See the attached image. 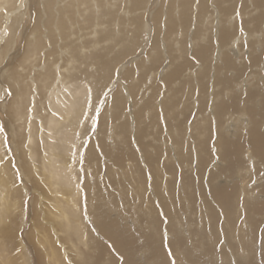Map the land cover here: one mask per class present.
<instances>
[{
  "label": "rangeland",
  "instance_id": "obj_1",
  "mask_svg": "<svg viewBox=\"0 0 264 264\" xmlns=\"http://www.w3.org/2000/svg\"><path fill=\"white\" fill-rule=\"evenodd\" d=\"M230 1L232 4L230 5L229 3L228 6L231 8L227 6V13L223 11V13L229 14L222 18L221 25L226 24L227 27L230 26L234 35L236 34L233 39L235 41L232 40L231 50H228V47L223 51L224 58H222L223 53L218 52L220 45L218 42L220 37L218 31L220 28L219 30L216 29V22L213 25L212 23L209 24L210 31L207 34V39L208 41L211 40L210 42L213 44V52L216 51L215 56L221 59H217L214 56L208 63L210 67L209 79L207 81L210 83V86L205 92H199L200 88H196L198 81H195L192 84L193 88L189 91L190 93H182L184 95L188 94L186 96V103L181 102L180 105L178 101L182 94L181 92L177 94L178 100L174 103V105L177 104V108H174L176 110H173V113H170L167 108L162 106L163 103L165 104V100L171 98L169 96L170 85H168L167 81L165 82L164 78V70L170 69L173 65L170 50L174 48L177 50L181 46H183L184 51L186 49L187 57L185 58L191 61L188 72L192 73V70H194L198 73L200 64L202 65V62L192 59V50L195 46L193 34L195 23L198 20L196 18L198 0H193L191 24L188 28L185 27V30L180 31L181 29H178L176 31V42L170 47L169 43L172 41L165 40V19L162 21V27L160 26L159 28L162 31L161 37L163 39L161 38L162 40H160L159 51L163 60L156 66L151 67V59L148 55L151 47L149 48V44L145 45L144 42L148 40L147 36H145V41L141 45L146 46L148 49L146 48V51L142 53L140 50L142 47L140 46L139 51H137L141 56H139V60L136 58L133 62L129 61L130 58H133L130 56L136 54L134 53L129 55L128 60L120 62L122 67H125L123 74L121 73L122 75L118 76L119 72L116 71L112 78H109L107 83L110 81L111 87H109L110 85H106L105 92L99 93L98 99H93V105H91L88 112L89 117H87L88 113L83 115L78 133L70 143L71 149L73 150L75 147L74 150L78 151V153H75V151L71 150L73 157L76 154L75 157L77 159L75 157V159L73 157L70 158L71 155L68 157L71 160L67 159V161L71 163L70 165L68 163V166L71 167L72 175H74L73 171H76L75 175L77 177H74L73 186L77 188V194L73 196V199L78 204L75 212L79 214L80 224L83 227L81 234H83L82 238L84 239L81 238V234L78 236L74 232L73 234L71 232L70 236H68L64 230L62 224L66 222L61 219L62 216H59L60 212H57L58 208L55 204L57 200L60 201V204H63L62 201L64 199L67 198L69 200L72 196L64 190L63 193L65 195L62 199V196H56L61 192L56 193L54 190L55 186L52 189L50 188L52 185L45 184L47 182L46 175H44L45 170L42 168L43 162L40 159V161L37 160V157H33L31 152L29 153L32 142L29 143L25 139V135L17 128L18 122H15L11 115L12 112L9 106L13 97L9 93L11 92L9 91L10 88H8L7 94L4 97L3 109L1 108L3 110L1 111L3 113L2 118L4 117L1 123L4 135H2L4 142L3 153L5 155L4 161L6 160L5 163L9 171H11L9 176H13V181L18 187L11 186L10 193L7 192V199L10 200L11 204L9 206L7 204L4 221L0 224V227H2L0 228L1 264L8 259L9 261L6 264H50L53 262L50 256L53 252H57L55 254L58 256L60 264H81L79 261L83 255H86V261L90 259L87 262H90L89 264H160V256L162 255L165 256V261L168 262L166 264H264V156L258 151L256 144H250L249 137H247V134H250L251 129L254 127H258L259 129L261 127L262 130L260 132L264 131V95H261L262 98L258 96L261 93L264 94V59H254L256 56L261 55L264 49V22L262 20L254 28H250V26L245 28L243 20L257 17V8L248 0ZM214 2V0H208V8H211L209 9L208 16L212 15L213 12L217 16L221 13L217 0L216 3ZM166 4L167 2L165 6ZM245 7L247 10L255 11L256 13H249L250 15L244 16L242 10ZM251 7L256 9H252ZM145 12L149 13L147 9H145ZM216 15L213 14L212 17H216ZM145 20H147V16ZM21 21L25 22L24 19ZM147 21L149 24V20ZM153 22L154 20L150 19V24L154 26ZM29 26H31V23ZM149 28L150 26H148ZM181 32L184 33L181 34ZM252 32L254 34H249ZM151 34L152 32H150V37ZM63 51L58 49L57 53H55V59L57 58V62L66 65L67 57L69 56ZM22 52L20 51L17 56L18 58L14 61H19ZM213 52L212 54H214ZM255 52H257L256 55ZM215 59L217 61L214 62ZM230 59L235 61L234 67H237V62L239 63L238 67L247 64L248 67H245L246 72L242 73L243 76H240L241 74L239 75V73L238 76L235 75L236 82L229 88L230 91H228L230 93L221 84L218 87H214V90H218V93L213 92L212 83L214 82V75L222 74L226 76L228 74L234 76L236 74L234 68L228 69L225 67V62ZM248 61L250 64L246 63ZM241 62L245 64H241ZM125 65H128V69H126ZM140 65L143 66L141 68H149L148 74H146L148 81L147 79H144L142 82L139 81V83L141 82V86L137 83L138 90L134 91L132 88L133 79L131 81L132 77H127L128 75L125 72L126 70H133L135 78H137L140 71H142L140 70ZM22 70V67L19 68V71ZM37 71H40V69ZM176 83L178 84V82ZM34 90L35 88H33V92ZM137 93L139 94L137 95ZM37 95L39 97L44 96L40 92ZM117 96L125 98V106L122 108V111L126 113L122 121L129 120L130 123H134V126L130 127L131 131L128 136V143L132 145L131 148L129 147L131 152H127L133 155H126V160L122 164L113 162L104 153V147L112 145V148H118L120 146L119 137L121 133L118 134L113 129V137L105 136L103 138V134L107 135L110 131H107V124L104 121H100L102 116L103 118L106 116V122H108V118L112 122L111 118L115 115L112 109L114 108V101ZM149 96L155 98L152 110L154 109L158 127H155L156 129L153 128V131L150 130L149 135L143 139L142 136L139 137L137 135L139 118L136 115V107L144 104V102L142 103V97L147 98ZM232 96L239 97L238 103L242 97H245L242 103V105H245V109H240L237 104H234L231 105L228 112L226 111L225 114L218 115L216 106L220 105L224 107L228 97ZM249 96H251V100L247 99ZM259 104L261 108L257 111V105ZM44 105L38 108L40 111L36 114L44 116L42 113L49 111L48 104ZM34 116L32 115L31 120L36 123L38 122V127L41 126L40 123L44 119L40 120L39 117L41 116ZM205 118H207L209 123L207 139L202 137L206 133L203 134L202 125L199 124ZM144 119H148V117L144 116ZM110 122H108L109 128H111L113 123ZM27 124L29 123L27 122ZM27 124H24L25 129L22 128L23 130H29L26 128ZM177 126H180V131L176 130ZM38 129H41V132L44 133L41 137L45 138V134L47 135L45 128ZM176 132H181L179 135L183 140L181 138L180 140L177 139L178 135ZM233 136H235L234 138L239 137L241 139L238 141L242 143H239L238 146H244V149L242 148V151H240L242 155L240 154L239 158H237L236 155L233 156L232 153L229 154L226 150H222L224 156L218 154L219 149L217 150L216 145H214L218 138L229 140ZM142 141L149 146L148 151L150 153L156 151L160 155L155 157L154 160H150L147 154H145V143ZM259 141L257 137L255 142L259 143ZM41 145L43 144L41 143ZM91 145L94 146V149L90 154L89 151L91 150L89 149ZM43 147L46 148V145H43ZM32 149H34L33 152L38 153V156L44 154L46 151L43 150V152L41 150L42 147L34 146ZM133 165L138 167V173H130V168ZM187 178L192 183L191 189L188 190L187 186L184 185V183L188 185ZM167 182L174 186L172 193H170L167 187L162 190L160 189ZM227 187H230L231 193L229 194L228 192L225 195L226 193L224 192L228 191ZM160 192L163 194H160ZM184 194L186 195V199L183 198ZM189 194H191V197L188 196ZM231 195L232 200H230ZM55 197L58 199L56 200ZM178 201L183 202L178 203ZM186 201L190 202V209L187 207ZM230 201H232L233 206ZM166 207L171 209L168 215L164 211ZM147 208L149 210L154 209L157 216L160 217V219L158 218L159 227L154 225L149 218L146 220L147 215L145 217L144 214H147L149 211ZM70 212L72 214V208ZM193 228L200 230V232L198 234L192 233L191 229ZM152 231L158 234V240H155L154 243H152L149 236L146 237V234ZM119 241L122 242L121 246L118 244ZM149 242L154 246L153 248L152 246L148 248ZM208 244L212 245V253H209L211 255L209 258H206L202 255L206 250H202ZM100 247L104 248L102 249V256L99 253ZM158 248L163 252L160 251L161 255L155 253ZM80 253L82 254L81 256ZM4 254L7 257L6 255L4 257Z\"/></svg>",
  "mask_w": 264,
  "mask_h": 264
},
{
  "label": "bare ground",
  "instance_id": "obj_2",
  "mask_svg": "<svg viewBox=\"0 0 264 264\" xmlns=\"http://www.w3.org/2000/svg\"><path fill=\"white\" fill-rule=\"evenodd\" d=\"M214 1H215L214 3H216V0ZM226 1L227 0H217V5L219 6V10L221 9L220 10L221 13L219 12L220 14L217 16L215 12H213V14L216 15V17H212L213 14L208 16L209 15L208 12H210L209 9H211V8H208V0H198L197 10H196V14H197L196 18L198 20L195 23V30L193 34L194 40H195L194 41L195 46H194V49L192 50V53H193L192 59H195L198 62H202V65L200 64L198 73H196L197 71H194V70H192V73L188 72L189 71L188 69L190 68V65H191V61L185 58L187 57V54H186L187 51L186 49L184 51L183 46H181L177 50L176 48H174L175 50L174 49L170 50L173 65L172 66L169 65L171 66V68L169 67L170 69L164 70L165 72L164 78H165V82L167 81L168 85H170L169 86V90H170L169 96H171V98L168 100H165L166 101L165 104L163 103L162 105L164 108H167L170 111V113L171 112L173 113V110H176L174 108H177L176 107L177 104L174 105V103L178 100L177 94L179 92H181V94L184 92L185 94L188 93L190 89L193 88L192 84H194L195 81L196 82L198 81L197 83L198 85L196 86V88H200L199 92L201 91L205 92V90H207V88L210 86V83H208L207 81V79H209L208 74H209V67H210L208 63L210 62L211 58H214L216 51L213 52L214 50L213 44L212 42H210L211 41L210 39H209L210 41H208L207 39V34L210 31L209 24L212 23L213 25V23L216 22L215 23L217 24V26L215 25L217 27L216 29L219 30L220 28V30L218 31L220 34V37H219V41L218 40L217 41L220 43L218 52L223 53L222 58H224L223 51L225 49L229 47L228 50H231V46H232L231 43H232V40L235 38L236 34L234 35L233 30L230 28L229 25H228L229 27H227L226 24L221 25L222 24L221 21L223 20L222 18H224L225 15L229 14V13L225 14L223 13V11L226 12L227 10L226 7L228 6V4L229 3L230 5L232 4L230 0H228V2ZM248 1L252 2V4L255 5L259 13L257 12L258 14L257 17L253 19H248V20L244 19L243 21L245 22V28H248L249 26L250 28H254V26L255 25L257 26V24H260L262 20H263L262 22H264V0H248ZM166 2L167 4L165 6ZM192 4H193V0H152V1L151 0H115V1L114 0H0V224L4 221L5 209L7 207V204L8 206L11 204L10 200L7 199V192L10 193L9 190H11V186L12 187L17 186L15 182L13 181L14 179L13 176H9L11 174V171H9L5 163L6 160L4 161L5 155L3 153V149H4L3 143L4 142H3V137H2L3 130L1 129V125H2L1 123L4 117L2 118L3 113L1 111L3 110H1V108L3 107L4 97L7 94L6 92L8 88H10L9 91L11 92L9 93H11L13 97V100L9 108H11V112H12L11 115L13 117V120L15 122H18V125H17L18 130L22 134L25 135V139L28 140L29 143L32 142L33 147L34 146L39 147V148L42 147L41 149L42 151L46 150L44 154H41L40 156H38L37 152H33L34 149H32L33 148L32 146H31V149H29V153L31 152L33 154L32 155L33 157H37L38 158L37 160L40 159L43 162L42 168H44L45 170V174L44 173L43 174L46 175V182H47L45 184H48L50 186L52 185V187L49 186L52 189L55 186L54 190L56 191V193L61 192L59 195H56V196H62V199L65 195L63 193L64 190L72 196L71 198H69V200H67V198L64 199V201H62L63 204H60V201L57 200L58 198L55 197V199L57 200V203L55 204L58 208L57 212L58 213L60 212L59 216H62L61 219L66 222L62 224V226L64 230L67 232L68 236H70L71 232L72 234L74 232L76 233V235L79 236L83 231V227H81V224H80L81 220L79 219L78 212H75V208L78 207V204L73 199V196L77 194V188L73 186L74 177H77V176L75 175L76 171L75 172L73 171L74 175H72L71 167L68 166L69 162L67 161V159L69 156L72 155V151L73 152L75 151L74 150L75 147L73 150L71 149L70 143L75 139V136L78 133V130L81 126L80 122L83 119V115H86L89 112L91 105H93V99L95 98L98 99L99 93L100 94L104 93L105 88L107 87L106 85H110V81L109 83H107L109 78L110 77L112 78V76L115 74L116 71L119 72L118 76L121 73L123 74V71H125L124 69L125 67L124 66L122 67L120 62L124 60H128L129 55L134 54V53H136L135 55L137 56L135 55L130 56L133 58H130L129 61L133 62L134 59L136 58L138 59L140 55L137 51H139L138 49H140V46L142 47L140 49L142 53L146 51L147 47L146 46L144 47L141 45L143 41H145V36H147V39H148L146 42H144L145 45L149 44V48L151 47V50L149 51V54H148L151 59V67L156 66L158 63L161 62V60H163V57L159 51V48H160L159 43H160V40L163 39V37H161L162 31L159 28L160 26L162 27V24H163L162 21L165 19V25H166L165 40L172 41L171 43H169V47H170L173 45V43L176 42V39H175L176 31L178 29H181L180 31L185 30L184 28L185 27L188 28L189 25L191 24ZM228 7L231 8L230 6ZM256 8L253 7L252 9H256ZM145 9H147L149 13L145 12ZM254 12L251 10H247L246 7L245 9L242 10V14L244 16L248 15L249 13L254 14ZM146 16H147V20H149V24L147 23L148 21L145 20ZM23 19L25 20V22L21 21ZM150 19L154 20L153 22L154 26L150 24ZM30 21H33V22H30ZM30 23H31V26L33 25L32 28L31 26H29ZM148 26H150L149 29H148ZM150 32H152L151 37H150ZM183 33L184 32H181V34ZM249 34L252 35L254 34V32L249 33ZM174 47H175V44H174ZM222 47H224L223 50H222ZM58 49H61V51L64 50L63 52H65L69 56L67 57L66 65L63 63L61 64L60 62H57L58 61L57 58L55 59V53H57ZM20 51H23V52H22L21 57L19 58V61L18 62L14 61L16 58H18L17 56L20 53ZM212 52L214 54H212ZM256 53L257 52H255V55ZM215 58L221 59L218 56H215ZM259 58L260 60L264 59V49L261 52V55L256 56L254 59L258 60ZM215 61L217 60L215 59L214 62ZM234 62L235 61L231 59L225 62V67H227L228 69L234 68L236 70V74H234V76H230L228 74L226 76H223L222 74L221 75L217 74L216 76L214 75V78H213L214 82L212 83L213 92L218 93V90H214V87H218L219 84L223 85L224 89L228 91L229 88L232 87L233 83L236 82L235 78L236 76H238V73L239 75L241 74L240 76H243L242 73L246 72L245 67L247 66V64L241 62V64H245V65L244 66L240 65L242 67H238L239 63L237 62V67H234L235 66ZM246 63L250 64L249 61ZM21 67L23 68V70L19 71V68ZM141 67L143 66L140 65V70L142 71H140V74L137 76V78H135V73L133 72V70H126L125 72V74L128 75L127 77L129 78L132 77L131 81L133 79L132 82L134 83H132V88L134 91L138 90L137 83H139V81L142 82L144 79H147L146 74H148L149 68L148 67L141 68ZM216 67L218 66L216 65ZM39 69L40 71H37ZM126 69H128V67ZM189 74L191 75L189 76ZM176 82H178V84ZM140 83H139V86H141ZM8 85L9 87H7ZM109 87H111V85ZM154 87H156V85H154ZM33 88H35L34 92L37 91L35 94L33 92ZM39 92L42 93L44 96L39 97V95H37L39 94ZM139 93H137V95ZM187 95H184V94L180 95L181 98L178 101L180 105H181V102L186 103ZM261 95H264V94L261 93L258 96L261 97ZM244 98L245 97H242L240 101L241 103L239 102L240 103L239 104L237 102L239 101L238 100L239 97L238 98L237 96L228 97L226 101L227 103H225L224 107L220 105L216 106L218 115L225 114L226 111L228 112V110H230L231 108V105H234V104H237V106L240 109H245V105H242ZM250 98L251 96L247 97V99L251 100ZM124 99L125 98H123L122 96H117L114 101V108L112 110L114 111L115 115L113 116V118H111L113 123L110 122L108 118V122L112 123L111 128L108 127L109 126L108 122H106V119H105L106 116L104 118L102 116L100 120L101 122L104 121L107 124V131H110V133H108L109 135L103 134L104 136L103 138H105V136L113 137V129L117 131L118 134L121 133L120 134L121 136L119 137L120 146L118 148L116 147H115L116 149L112 148L111 147L112 145L108 147H104V153L108 155L110 159L113 160V162L115 161V163L117 164L124 163V161L126 160V155H131V156L133 155V154H128L127 152L129 153L131 152V149H129V147L131 148L132 145H129L128 143V136L130 135V131H131L130 127H133L134 123L132 122L130 123L129 120H128L129 122L127 120L122 121V119H124V114L126 113L122 111V108L125 106ZM142 99H143L142 103L144 102V104H141V105L138 104L139 106L136 107V115L139 118L138 125H137V133H138L137 135H139V137L142 136L144 139L146 138L147 135H149L150 130L153 131V128L156 129L155 127H158V126L156 122L157 118L154 115V109L152 110V108H154L155 98L149 96L147 98L142 97ZM45 103L48 104V108H50L51 111L50 109L49 111H47V113L43 111L44 113L42 114L44 116L40 114H36L37 112L40 111L38 110V108L44 105ZM257 107H258L257 109L258 111L261 108L260 104L257 105ZM150 108L152 111L150 110ZM183 109L185 110L184 107ZM249 109H251V107H249ZM32 115H35L38 117L41 116L39 117L40 120L44 119L42 123L39 122L42 127L41 126L38 127V122L36 123L35 121L31 120ZM88 115L89 113L87 114V117H89ZM144 116H147L148 119H144ZM84 118L86 117L84 116ZM27 122L29 124H27ZM24 124H27L26 128H28L29 130L22 129V128L25 129ZM199 124L202 125L203 134L206 133V135L204 136L202 135V137H204V139H207L206 137L209 131V123H208L207 118H205L204 120H201ZM216 126L218 127V125ZM38 128H45V131H47L46 132L47 135L45 134L44 136L45 138L41 137L44 135V133L41 132V129H38ZM179 129H180V126H177L176 130H179ZM260 130H262L261 127L260 129L258 127L252 128L250 134L249 133L247 134V137H249L250 144H256L258 151L262 153V156H264V131L260 132ZM228 131L230 130L228 129ZM180 133L176 132V134L178 135L177 139L180 140L181 138V140H183L182 137L179 135ZM234 137L235 136H233V138H230L229 140L218 138V140L214 144L216 145L217 150L219 149L218 154L223 155L222 150L224 151L226 150L229 152V154L232 153L233 156L236 155L237 158H239L240 154L242 155L240 151H242V148L244 146L243 147L238 146L240 143L238 140H241V139H239V137L237 138H234ZM257 137L260 140L259 143L255 142L257 140ZM40 142L43 145H46V148H44ZM142 142L145 143L144 141ZM144 147H145V154H147V157L150 160H154L155 157L160 155L159 152H156V151L154 153H150L148 151L149 146L146 143L144 144ZM93 149H94V146L91 145L89 149L91 150L89 151L90 154L92 153ZM156 149L159 150L158 148ZM76 152L78 153V151H75V153ZM72 157L73 155L70 158ZM74 157L73 159L76 158ZM132 159L135 160L134 158ZM184 160L186 161V159ZM70 164L71 163H69V165ZM130 169H131L130 173L131 172L138 173V170H139L136 165H133ZM188 179L189 178L186 179L188 185L184 183V185L187 186V190L191 189L192 187V183H190ZM166 187L167 189H169L170 193L173 192V187H174L173 184H169L167 182V184L164 186H161L160 189L162 190ZM227 188H228V191L224 192L226 193L225 195H227L228 192L229 194L231 193L230 187H227ZM93 191H96V190H93ZM160 194H163V193L160 192ZM188 196L191 197V194H189ZM183 198L186 199L185 194ZM230 200H232V195H231ZM182 202L178 201V203H182ZM230 202L232 203V201ZM232 206H233V203H232ZM187 207L188 208L190 207V202H187ZM71 208H72L73 216H71L72 215L70 212ZM147 209L149 210V208ZM170 210L171 209L169 207H166L164 209L167 215L168 213H170ZM58 213H57V216H58ZM144 216L147 218L146 220H148L149 218L154 223V225L159 227L160 217L157 216V213L154 209L149 210L147 214H144ZM191 231L192 233H197V234L200 232V230L194 229V228L191 229ZM81 235H82L81 236L82 238L83 234ZM111 235L113 236V234ZM147 236L150 237V240H152V243H154L155 240H158V234L155 233L154 231L146 234V237ZM87 237H90V236H87ZM118 244L119 246H121L122 242L119 241ZM209 244L208 246H204L205 249L203 248L202 250V251L206 250L202 254L206 258H209V256L211 255L209 253H212V250H211L212 245H209ZM151 246L152 244L151 242H149L148 248H150ZM102 247H100L101 249H99V253L101 256H102V249H104ZM153 247L154 246H152V248ZM158 250H156L155 253L161 255L163 252L159 248ZM160 251L162 253H160ZM55 253L53 252L50 255L51 259H53V262L50 261L51 262L50 264H53V263L60 264V260L58 259V256ZM5 255L6 254H4V257ZM81 255L82 254L80 253V256ZM160 257H161L159 261V263L161 262L160 264L168 263L167 261H165V256L162 255ZM89 260L90 259L86 261V255H83L79 262H81V264H89L90 262L87 263ZM8 261L9 259L7 261H4V263L2 262V264H6V262Z\"/></svg>",
  "mask_w": 264,
  "mask_h": 264
}]
</instances>
